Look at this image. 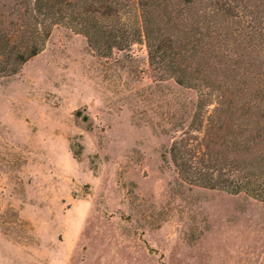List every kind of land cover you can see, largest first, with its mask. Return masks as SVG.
I'll return each instance as SVG.
<instances>
[{
	"label": "rangeland",
	"instance_id": "rangeland-1",
	"mask_svg": "<svg viewBox=\"0 0 264 264\" xmlns=\"http://www.w3.org/2000/svg\"><path fill=\"white\" fill-rule=\"evenodd\" d=\"M197 100L144 44L104 57L56 25L0 78V264H264V201L170 159Z\"/></svg>",
	"mask_w": 264,
	"mask_h": 264
},
{
	"label": "trees",
	"instance_id": "trees-1",
	"mask_svg": "<svg viewBox=\"0 0 264 264\" xmlns=\"http://www.w3.org/2000/svg\"><path fill=\"white\" fill-rule=\"evenodd\" d=\"M56 25L104 57L144 44L161 77L198 93L169 148L179 176L264 201V0H0V78L43 51Z\"/></svg>",
	"mask_w": 264,
	"mask_h": 264
},
{
	"label": "water",
	"instance_id": "water-1",
	"mask_svg": "<svg viewBox=\"0 0 264 264\" xmlns=\"http://www.w3.org/2000/svg\"><path fill=\"white\" fill-rule=\"evenodd\" d=\"M77 115H78V116H81V115H82V110H78V111H77ZM84 120L87 121V120H88V116H85V117H84Z\"/></svg>",
	"mask_w": 264,
	"mask_h": 264
}]
</instances>
